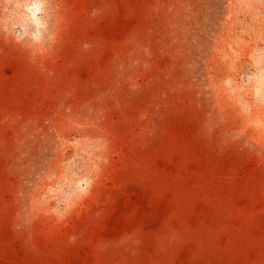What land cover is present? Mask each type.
I'll list each match as a JSON object with an SVG mask.
<instances>
[{
    "label": "rangeland",
    "instance_id": "obj_1",
    "mask_svg": "<svg viewBox=\"0 0 264 264\" xmlns=\"http://www.w3.org/2000/svg\"><path fill=\"white\" fill-rule=\"evenodd\" d=\"M0 264H264V0H0Z\"/></svg>",
    "mask_w": 264,
    "mask_h": 264
}]
</instances>
